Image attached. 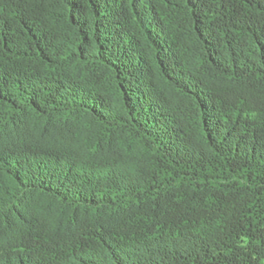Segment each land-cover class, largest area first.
Listing matches in <instances>:
<instances>
[{"label": "trees", "instance_id": "trees-1", "mask_svg": "<svg viewBox=\"0 0 264 264\" xmlns=\"http://www.w3.org/2000/svg\"><path fill=\"white\" fill-rule=\"evenodd\" d=\"M0 264H264V0H0Z\"/></svg>", "mask_w": 264, "mask_h": 264}]
</instances>
